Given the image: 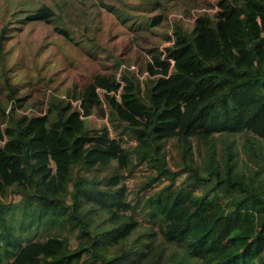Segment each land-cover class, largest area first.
<instances>
[{
	"label": "trees",
	"instance_id": "16d2710c",
	"mask_svg": "<svg viewBox=\"0 0 264 264\" xmlns=\"http://www.w3.org/2000/svg\"><path fill=\"white\" fill-rule=\"evenodd\" d=\"M98 1L131 45L90 46L93 16L58 22L108 64L37 111L20 110L30 95L8 65L17 26L1 30L0 264H264V0ZM56 16L43 5L9 22Z\"/></svg>",
	"mask_w": 264,
	"mask_h": 264
},
{
	"label": "rangeland",
	"instance_id": "374dc122",
	"mask_svg": "<svg viewBox=\"0 0 264 264\" xmlns=\"http://www.w3.org/2000/svg\"><path fill=\"white\" fill-rule=\"evenodd\" d=\"M208 1L214 5L216 3V0ZM43 5L51 6L57 12V16L51 22L37 19L10 25L9 20L24 19L37 12ZM207 10L214 13L216 6H208ZM200 12L199 9L194 10L192 16L198 17ZM14 14L17 18H12ZM85 15L93 16L95 19L93 29L100 30L96 34L98 41L90 46L94 44L103 48L108 44L109 48H115L114 52L117 55L125 53V49L131 45V30L122 24L115 14L104 10L98 0H0V33L6 25L17 26L14 27L10 37L3 40L8 51V65L15 62L20 63L15 65L12 75L16 74L15 80H18L23 90L30 95L27 106L23 110L20 109L21 111H37L38 107L32 103L46 102L50 98H48V93L64 96L69 88L74 85L84 86L93 80L94 74L105 70L108 62L100 59L99 56L91 55L89 45L83 48L82 45L76 44L75 40H69L55 30L58 22L83 20ZM173 16L185 20L181 13L173 14ZM186 26L192 28L191 20L186 22ZM74 30L77 31L78 28ZM129 52L135 54L138 49L136 52L130 49ZM50 78H53V81L48 84L47 81ZM88 120L92 126L102 127L105 124L110 126L106 118H101L97 114ZM238 138L242 145L244 137L239 136ZM167 155L170 164L176 169L177 166L174 163L180 159V156L176 150L175 141L169 143ZM240 155L251 164L247 153L240 151ZM126 174L128 176L125 181L129 185L131 199L136 200L134 192L147 178L149 169L139 165L130 174Z\"/></svg>",
	"mask_w": 264,
	"mask_h": 264
},
{
	"label": "built area",
	"instance_id": "2783aa9c",
	"mask_svg": "<svg viewBox=\"0 0 264 264\" xmlns=\"http://www.w3.org/2000/svg\"><path fill=\"white\" fill-rule=\"evenodd\" d=\"M196 19H197V17L193 16V17H192L191 19H189V20H191V22H194ZM185 20H186V18H185Z\"/></svg>",
	"mask_w": 264,
	"mask_h": 264
},
{
	"label": "clouds",
	"instance_id": "9594fccd",
	"mask_svg": "<svg viewBox=\"0 0 264 264\" xmlns=\"http://www.w3.org/2000/svg\"><path fill=\"white\" fill-rule=\"evenodd\" d=\"M189 21V20H188ZM193 23V22H192Z\"/></svg>",
	"mask_w": 264,
	"mask_h": 264
}]
</instances>
